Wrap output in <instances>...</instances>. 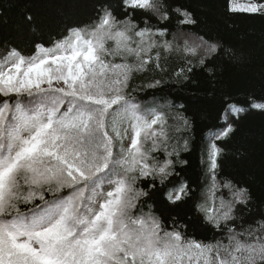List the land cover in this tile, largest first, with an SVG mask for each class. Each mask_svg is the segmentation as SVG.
Here are the masks:
<instances>
[{
	"label": "snow or ice",
	"instance_id": "1",
	"mask_svg": "<svg viewBox=\"0 0 264 264\" xmlns=\"http://www.w3.org/2000/svg\"><path fill=\"white\" fill-rule=\"evenodd\" d=\"M124 7L169 19L162 0H124ZM230 10L255 13L264 6ZM175 11L184 17L181 23H195L190 13ZM156 35L166 33L153 32L147 19L139 27L131 15L117 19L102 8L90 24L70 28L51 46L38 43L28 56L13 47L0 60V95L9 98L0 103V264H264V220L239 232L230 225L236 205L250 199L247 188L230 180L222 184L229 198L221 196L218 207L197 206L207 222L227 229V244L168 231L150 212L133 215L147 195L137 180L163 183L172 175L167 114L126 94L133 72L159 67L154 48L172 51L173 44H158ZM197 48L216 53L219 46L201 39L188 47L185 41L186 53L195 55ZM117 56L122 62H115ZM129 56L135 63H128ZM251 106L264 109V103ZM229 107L235 116L244 111ZM233 131L226 123L214 140ZM159 151L163 161L152 155ZM221 152L209 145L213 192L221 187ZM187 194L181 184L168 199L175 203Z\"/></svg>",
	"mask_w": 264,
	"mask_h": 264
},
{
	"label": "trees",
	"instance_id": "2",
	"mask_svg": "<svg viewBox=\"0 0 264 264\" xmlns=\"http://www.w3.org/2000/svg\"><path fill=\"white\" fill-rule=\"evenodd\" d=\"M162 2L169 14V19L163 21L150 13L126 9L124 0H0V60L13 47L28 56L35 54L38 43L51 46L70 28L90 24L102 8L117 19L131 15L139 27H144L147 19L153 32L166 33L153 39L160 45L165 40L171 42L172 51L154 48L153 54L160 52L159 67L149 64L147 71L133 72L126 94L142 106L159 108L167 114L168 150L175 149L172 175L163 183L150 177L137 180L135 186L147 195L139 198L133 215L150 212L168 231L175 228L189 239L227 244V229L223 225L217 229L207 222L197 206L212 207L215 203L218 207L221 196L229 198L222 184L230 180L237 187L247 188L250 196L246 205H236L237 218L230 225L239 232L257 227V222L264 220V109L251 106L264 103V12H233L231 0ZM175 9L190 13L195 23H181L184 17ZM201 39L218 45V51L207 53L205 48H197L195 55L184 51L185 41L193 47ZM115 62H122L121 57L117 56ZM128 63H135V58L129 56ZM157 80L159 84L149 86ZM6 99L0 95V103ZM230 105L244 111L235 116ZM6 117L11 120L12 114L6 113ZM180 117L187 120V125ZM226 123L234 131L214 140ZM213 142L222 149L216 169L221 187L215 192L208 162ZM152 155L160 161L167 158L163 151ZM181 184L187 186L188 194L173 203L168 194ZM26 207L20 205L22 211Z\"/></svg>",
	"mask_w": 264,
	"mask_h": 264
},
{
	"label": "rangeland",
	"instance_id": "3",
	"mask_svg": "<svg viewBox=\"0 0 264 264\" xmlns=\"http://www.w3.org/2000/svg\"><path fill=\"white\" fill-rule=\"evenodd\" d=\"M249 4H255L258 7L259 6H264V3H257L255 0H231V5L232 6H235V7H244V6H247ZM236 12H240V13H250V14L253 13V12H246V11H236ZM257 12H264V11H257ZM126 144H127V142H126Z\"/></svg>",
	"mask_w": 264,
	"mask_h": 264
}]
</instances>
